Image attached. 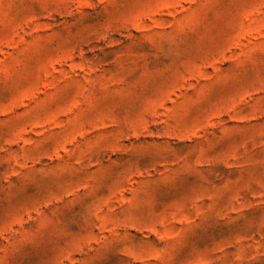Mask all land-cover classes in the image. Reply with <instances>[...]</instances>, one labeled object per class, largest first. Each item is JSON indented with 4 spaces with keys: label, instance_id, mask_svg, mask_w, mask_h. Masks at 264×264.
<instances>
[{
    "label": "rangeland",
    "instance_id": "1",
    "mask_svg": "<svg viewBox=\"0 0 264 264\" xmlns=\"http://www.w3.org/2000/svg\"><path fill=\"white\" fill-rule=\"evenodd\" d=\"M0 264H264V0H0Z\"/></svg>",
    "mask_w": 264,
    "mask_h": 264
}]
</instances>
